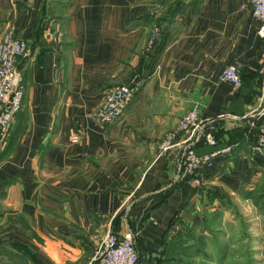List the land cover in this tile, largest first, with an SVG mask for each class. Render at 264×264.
<instances>
[{
  "label": "crops",
  "instance_id": "crops-1",
  "mask_svg": "<svg viewBox=\"0 0 264 264\" xmlns=\"http://www.w3.org/2000/svg\"><path fill=\"white\" fill-rule=\"evenodd\" d=\"M259 25L249 0H0V38L10 28L27 42L21 107L0 139V264H78L126 232L137 263L155 264L200 221L208 191L232 194L254 175ZM227 65L239 88L219 79ZM136 76L145 82L124 113L99 124L104 91ZM194 107L217 137L193 145L216 152L201 184L183 173L187 133L176 132Z\"/></svg>",
  "mask_w": 264,
  "mask_h": 264
},
{
  "label": "built area",
  "instance_id": "built-area-1",
  "mask_svg": "<svg viewBox=\"0 0 264 264\" xmlns=\"http://www.w3.org/2000/svg\"><path fill=\"white\" fill-rule=\"evenodd\" d=\"M249 5L260 19L257 32L263 37L264 0H249ZM157 30L158 27L154 25L152 32L155 33ZM26 50V40L16 36L10 28L3 31L0 38V139L6 136L9 125L21 107L24 88L20 83L21 74L17 67V60L25 54ZM219 79L229 81L235 88H239L242 84L239 71L234 65L224 67L219 74ZM144 82V77L136 76L130 81L117 83L106 89L102 101L92 113L93 118L101 125L117 120ZM262 88H264V80ZM177 124L176 132L184 130L187 133L182 139L186 145L182 161L183 173L192 175L195 184H201V178L195 174L201 165H212V157L216 152L199 154L193 145L194 143L214 145L217 143V137L206 126L205 119L199 117L195 107L180 117ZM169 141L170 139L166 140V142ZM250 150L264 159V128H261L256 140L250 144ZM94 259H97L99 264H136L138 252L133 233L126 232L121 237L114 233L105 234L100 239L92 259L78 264H89Z\"/></svg>",
  "mask_w": 264,
  "mask_h": 264
},
{
  "label": "rangeland",
  "instance_id": "rangeland-1",
  "mask_svg": "<svg viewBox=\"0 0 264 264\" xmlns=\"http://www.w3.org/2000/svg\"><path fill=\"white\" fill-rule=\"evenodd\" d=\"M262 160L257 170L253 165L254 175L241 181V189L205 198L200 221L182 236L185 243H195L198 252L179 247L175 257L181 258L172 264H264V205L259 200L264 194Z\"/></svg>",
  "mask_w": 264,
  "mask_h": 264
},
{
  "label": "trees",
  "instance_id": "trees-1",
  "mask_svg": "<svg viewBox=\"0 0 264 264\" xmlns=\"http://www.w3.org/2000/svg\"><path fill=\"white\" fill-rule=\"evenodd\" d=\"M239 74H240V73H239ZM240 76H241V75H240ZM241 79H242V77H241ZM199 144L202 145V143H197V145H199ZM204 145H209V144H204ZM239 189H241V187H240ZM214 194H215V196H216V194H218V193H217V192L214 193L213 191H211V192L208 191L207 196H208L209 198H211V197H214ZM258 196H259V195H257L256 197H258ZM259 198H260L259 200H261V198H262L261 203H262V205H264V194H263L261 197H259ZM211 199H212V198H211ZM255 201H256V200H255ZM257 202H258V201H257ZM189 228H191V227H187V228L181 230L178 234H176L175 236L171 237L169 240H166V241L164 242V244H163L164 249H163V252H162V257H161V258L159 257V258L157 259L156 264H162L163 262H164L165 264H172V263H173V260H177V261H179L180 258H181V256H180V257L178 256V258L175 257V256H176V254H175V250L178 249L179 247H180L181 250H183L184 252H186V251H190V250H196V249H198L197 246L195 245V243H188V244H187V243H185V241H184V238H185V237H182L183 234H186V231H188ZM194 246H196V248H195ZM200 248H201V247H200ZM196 251H197V250H196ZM197 252H198V251H197ZM195 253H196V252H195ZM89 264H99V262H98L97 259H94V260H92Z\"/></svg>",
  "mask_w": 264,
  "mask_h": 264
}]
</instances>
